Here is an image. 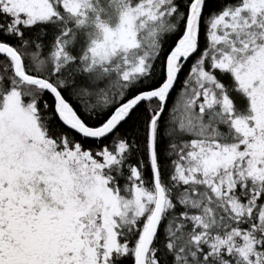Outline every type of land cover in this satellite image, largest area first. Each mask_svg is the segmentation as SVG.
<instances>
[{
	"label": "snow or ice",
	"instance_id": "snow-or-ice-1",
	"mask_svg": "<svg viewBox=\"0 0 264 264\" xmlns=\"http://www.w3.org/2000/svg\"><path fill=\"white\" fill-rule=\"evenodd\" d=\"M0 264H264V0H0Z\"/></svg>",
	"mask_w": 264,
	"mask_h": 264
}]
</instances>
